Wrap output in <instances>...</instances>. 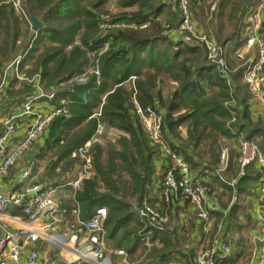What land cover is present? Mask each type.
<instances>
[{"label": "trees", "instance_id": "trees-1", "mask_svg": "<svg viewBox=\"0 0 264 264\" xmlns=\"http://www.w3.org/2000/svg\"><path fill=\"white\" fill-rule=\"evenodd\" d=\"M111 1L27 0L26 11L23 10L25 16L40 20L44 28L36 34L28 23L31 46L24 55L21 71L29 67L27 75L41 76L45 91L55 93L53 103L58 106L62 100H66L70 112L68 117H59L48 127L49 137L43 156L49 151H58V161L51 168L55 171L57 163L70 158L92 138L99 123L104 124L105 132H118L122 135L116 143L119 149L116 146L103 149L100 143H96L95 176L83 181L80 191L73 195L70 203L77 208L83 221L91 218L97 209H107L104 254L113 264L118 259L137 264L132 258L140 248L143 255L150 254L145 260L140 256L138 264H169L174 258L179 259L180 264H192L196 248L192 251L184 249V236L179 234L193 229L195 235L196 227L185 225L181 218V204L188 206L187 201L172 204L171 221L164 230L153 228L139 216L145 199L158 209L166 205L163 201L161 205H156L147 197L150 189L154 188L160 156L145 135L135 112L134 101L144 108L152 107L164 113V132L170 145L190 165L193 173L200 176L205 170L212 173L218 170L224 141L239 140L228 126L231 116L225 109V104L232 99L230 88L217 68L207 64L202 48L163 36V18L172 21L176 27L179 25V15L171 10L172 4L178 0H117L115 9L118 14L115 16L107 8ZM254 1L233 2L227 20L231 30L227 36L222 34L223 25L216 26L214 37L218 44L224 49L228 43L233 44L231 59L234 61L238 60L235 52L245 42L240 30L242 20ZM191 2L197 7L198 0ZM228 4L229 0L220 1L217 8L219 14ZM104 14H110L115 23L135 26L103 33L101 25ZM10 18L15 30L13 34L9 29ZM3 32L8 37L12 36L14 43L11 52L4 50L3 53L0 49V56L10 54V59L16 60L20 30L12 4L0 6V41ZM103 42H109L110 49L101 60L102 76L97 79L89 75L85 83H80L78 77L90 66L88 54ZM228 63L234 71L231 75L233 83H236L234 99L244 107L243 114L231 128L256 141L264 155V127L252 121V96L249 93L250 97H241L240 85L237 84L243 79L244 68L237 72L230 60ZM4 66L0 63V69ZM132 77L135 78L132 86H126ZM75 78L77 84L73 87L56 89ZM172 84H176L175 90L164 98L165 86ZM22 87L21 92L31 93L30 86L25 84ZM99 111L101 117L94 118ZM183 128L187 129L185 140L180 136ZM250 168L245 176L238 179L235 189L226 186L218 176L215 179L223 184L226 192L243 198L246 197L248 182L253 179L249 176ZM161 169L165 173L166 168ZM231 169L235 170L230 164ZM209 190L211 193V188ZM239 207H231L228 215L235 214ZM242 211L246 212L247 208ZM66 214L71 215L69 211L64 216ZM223 214L217 212L215 215L222 218ZM241 226L244 227V224L238 225ZM111 243L114 249H109ZM244 245L239 243L227 264H236L243 258ZM119 251H123L124 256L118 255ZM51 254L53 257L58 255L54 251Z\"/></svg>", "mask_w": 264, "mask_h": 264}, {"label": "built area", "instance_id": "built-area-1", "mask_svg": "<svg viewBox=\"0 0 264 264\" xmlns=\"http://www.w3.org/2000/svg\"><path fill=\"white\" fill-rule=\"evenodd\" d=\"M221 0H214L211 11L216 12ZM17 12L25 16L21 2H14ZM173 12L179 15L177 27L166 26L163 36L173 40L182 35L181 43L200 47L204 50L207 64L217 68L226 79L230 88L231 101L225 104L226 111L231 116L228 126L232 134L238 137L239 172L235 179H228V152H222V164L215 173L205 170L200 176H195L190 165L172 148L164 132V113L152 107H142L134 101L135 112L149 143L155 147L161 160L162 168H166L164 182L161 188L160 199L165 203V208L158 209L147 199L144 200L139 216L147 220L153 228L164 230L169 222L168 213L172 204L187 201L195 213L197 220L208 227L213 216L219 212V206L210 195L208 177L218 176L222 182L235 189L238 179L247 174V170L259 164L264 167V155L258 143L247 139L243 133L233 131L231 126L238 121L240 112L234 99V83L231 69L227 60V53L222 48L214 35L199 30L194 22V13L191 0H178L172 4ZM247 26L245 27L246 40L235 52L236 59L243 62V82L255 104L264 105V0H255L247 9ZM101 30L108 33L121 28H134L135 25L115 23L110 15L103 16ZM143 28V27H142ZM192 44V45H189ZM110 43L103 42L96 50L91 52L93 60L81 76L80 83H85L89 75L100 79L102 76L101 60L109 51ZM23 57H18L5 70L3 81L0 84V96L8 85L11 75L18 81L35 87V94L28 97L23 103L16 105L19 109L13 114L6 115L1 120L0 132V179L6 176L18 162L30 152L33 145L45 134L50 124L59 117L70 115L66 100L54 106L49 112L39 111L37 105L43 101L53 102L55 93H46L42 89V77L37 75L29 79L22 71ZM135 78H130L134 82ZM128 81V82H129ZM101 111L94 114L100 118ZM105 134L104 124L99 123L92 138L79 149L87 151L92 145L100 143ZM86 178V171L80 172L77 179L68 185L74 190L75 195L81 189ZM20 183L25 184L24 191L18 195H9L0 185V264H113L111 259L104 254L105 223L108 217L106 208H99L91 218L78 221L77 224L67 225L64 233L56 232L62 224L61 218L66 213L61 208L58 200V187H47L38 182L37 176L31 170H23L18 174ZM259 199L262 202L259 215V233L254 238L257 249L251 264H264V181L261 184ZM20 210V217H5L10 207ZM36 242L46 243L50 250L59 252L56 257H45L35 245ZM148 244V243H147ZM69 255L63 256L62 252ZM233 246L227 237L219 235L212 243L202 247L193 258L192 264H227L232 256ZM118 255L124 256L123 251ZM126 264H129L126 262ZM169 264H180L174 258Z\"/></svg>", "mask_w": 264, "mask_h": 264}, {"label": "rangeland", "instance_id": "rangeland-1", "mask_svg": "<svg viewBox=\"0 0 264 264\" xmlns=\"http://www.w3.org/2000/svg\"><path fill=\"white\" fill-rule=\"evenodd\" d=\"M16 1L17 0H0V6H2L3 4H7V5L12 4V6L14 8L15 18H17L19 20V30H20V36L17 38L18 42L16 45L17 53L15 55H17L18 57H20V56L23 57V61H24V55L29 51V46H31V37L32 36H31L30 31H28V28H27L29 22L26 20V18L24 17L23 14L16 11V8L14 6V2H16ZM19 1L21 2L22 10L26 11L27 0H19ZM203 1H204L203 4L199 8H196L192 5V9L194 12V18H195V24H196L197 28L199 30L205 32V33H210V34L216 36V32H215L216 26H220V25L222 26L223 25L221 27L222 34L224 37L227 36L226 34H229V32L231 30L229 27V24L227 23V20H228V17L230 15V12H231L233 2L235 0H229V4L227 7H225L222 14H219V9L217 11L218 14H217V12L211 11V5L214 3V0H203ZM116 2H117V0H112L108 4V7H107L108 10L110 12H112V14L114 16L116 14H118V11H116V9H115ZM218 6H219V4H218ZM107 15H110V14H107ZM104 16H106V14H104ZM28 19L30 21V18H28ZM246 19L247 18L245 17V19L242 20V25L240 27L241 37L244 38V41L247 38L246 33H245V27L247 26V20ZM9 20H10L9 29H10L11 33L13 34V32L15 31L13 28V22H12L11 18ZM162 20L164 21V22H162L163 28H165L166 26H171L174 28L176 27L173 25L174 23L172 21H170L169 19L163 18ZM242 29H244L243 33H242ZM1 38L2 39L0 41V49H2V52L4 53V50L6 52H11L12 47H13V43H14L12 36L8 37L6 35V33L3 32L1 34ZM5 44H7V45H5ZM189 45H192V44H189ZM232 45L233 44L229 45V43H228L226 45L225 50L227 53V58L230 60V63L232 65V68L236 69L238 72L239 70H242L243 63L238 62V60L234 61L231 59V58H233L232 57L233 54H232V50H231ZM24 46H25V48L22 51L21 48L23 49ZM10 58H11L10 54L4 55V57L0 56V63L5 64L4 68L0 69V84L3 81V76H4L6 68L13 61H15V60H13L14 58L12 60ZM93 59L94 58L91 55V53L88 54V57H87L88 62L90 61V63H91ZM28 69H29V67L28 68L26 67L23 70V72L27 77H29V79H33L35 77V75L29 76L26 74ZM8 82L15 83V82H17V80L11 75V77H9ZM76 84H77V79L75 78V79H72L71 82L63 84L62 86H59L56 89L62 90L65 87H67V88L73 87ZM234 84H236V83H234ZM237 84L240 85V89H241L240 96L243 98L250 97L249 92L247 91V89L244 85L243 79L237 81ZM42 89L44 92L48 93L47 91H45V85L43 83H42ZM252 121L256 125L262 124V126L264 127V105L261 107H259V106L256 107L255 114L252 117ZM121 136L122 135H120L118 132L106 131V133L104 134V137H103V139L99 145L103 149H106L108 146H114V147L116 146L115 148L119 149V146L116 145V143L119 141L118 139ZM38 141L33 145V147L38 143ZM95 145L96 144L92 145L87 151H84V152H80L78 150L75 154H72V156H70V158L62 161L61 163H57L56 164V165H58V166H56L57 170H55L56 173H55V175H53V176H55L53 178L54 183L58 182V183L67 184L70 182L71 179L73 181L75 179H77L80 172H85V171H86V178L87 179L94 178V176H95L94 159H95V156L97 153V147H98ZM225 146H226V143L223 142L222 148H224ZM57 153H58V151L57 152H51L50 151L46 154L47 163L45 164V170L43 171L42 175L46 174L47 177L48 176L50 177V175H49L50 172L51 171L55 172L54 170H51V168H52V165L54 164V162L58 161ZM235 172H236V170L228 169L226 176L231 178L235 175ZM87 179H85V180H87ZM39 181L42 183L45 182V181L43 182V180L41 178L38 180V182ZM163 182H164V170L161 169V170L157 171V175H156V178L154 180V188L152 187V189H150L149 195H147V197L150 198L151 201L153 200V202H156L155 203L156 205H161V203H162L161 199H160V194H161V188H162ZM62 190L63 191L61 193L60 200H61L62 206H63V202L65 203L64 200H66V201L69 200L68 196H71L72 193L74 194V190L71 188H66V189H62ZM211 196L218 199L220 206H222V208L224 209L223 210L224 211L223 217L219 218L218 216L214 215L212 218L211 224L208 227H205L202 223L198 222V224H197L193 220V219H195L194 216L192 219L188 218V216H186L185 219H186V221H188V223L185 222V225L195 226L196 229H195V235L193 233V229L190 232H185V231L179 232L180 235L182 234L184 236V237H182L183 238L182 245H183L184 249H186L188 251H192L196 248L195 250L197 253L198 251L201 250L202 247H206V246L210 245L216 237H218L219 235H222V236L227 237L228 240L231 242V244L233 246L232 252H234V250L238 249V245L240 242L245 244L244 245V250H245L244 256L236 264H251L253 257H254V253L257 249V244H256L254 237H253V231H254L253 223L248 220L249 219L248 211H246V212L242 211L244 208H246V207L248 208V205H249L248 200L246 199V197L238 198L237 194H235V193L230 194L226 191L224 192L223 195L218 194L217 191H216V194H215V192H211ZM67 205L69 206V204H67ZM234 205L240 206L239 209L235 212V214H233L231 216H229L230 214L228 215V213L225 214L226 210L228 208H231V207L233 208ZM171 212H173L172 207L168 213L169 222L166 225V228H168L170 221H171V215H170ZM189 215H191V214H189ZM191 217H192V215H191ZM181 218H184V217H181ZM78 221H83L80 214L79 213H76L73 215L71 214L70 217L68 218V221L65 218H63V219L61 218V222L63 224L66 222V224L63 226H58V227H60L59 229L61 230V228L64 229V227L66 225L79 223ZM239 224H244V227L243 226L238 227ZM183 232H185V233H183ZM188 233H189V235H188ZM188 236H190L191 241L188 240ZM40 243H41L40 248L42 249V251H44V252L45 251L48 252V250H49V252L52 251V250H50L49 246L46 243H43V242H40ZM111 248L114 249L113 243H111L109 249H111ZM122 249H124V248H122ZM54 253L57 255L59 252H54ZM148 254H150V252L143 255L141 248H140L137 251L135 258H132V260L134 261V263L138 264V262H137L138 258L141 256V257H144L141 259L145 260ZM115 264H126V262H124L121 259H118V261L115 262ZM129 264H131V263L129 262Z\"/></svg>", "mask_w": 264, "mask_h": 264}, {"label": "crops", "instance_id": "crops-1", "mask_svg": "<svg viewBox=\"0 0 264 264\" xmlns=\"http://www.w3.org/2000/svg\"><path fill=\"white\" fill-rule=\"evenodd\" d=\"M203 0H198V4L196 8H199L202 4H203ZM172 10V9H171ZM173 11V10H172ZM194 13V12H193ZM194 22H195V18H194ZM182 38V35L176 36L172 41L175 42H180ZM9 81V79H8ZM22 85H25L24 83L21 82H15V83H11L8 82V85L6 86L5 90L3 91V93L0 96V124H1V120L8 114H13L16 110H18L19 108L16 107V105H19V103L25 101L28 97H31L35 94V87L32 85H27L31 87V93L28 94L26 92H21V88ZM126 86H132V82H127ZM176 88V84H172L171 86H165V90L163 92V96L164 98H168L170 93L173 92ZM16 89V90H15ZM51 93V92H48ZM253 104L251 105V109H252V117L255 114V109L256 107H261V105L255 104L254 101H252ZM56 106L53 102H47V101H43L41 103H39V105H37V109L39 111H44V112H49L50 110L53 109V107ZM238 110L240 112V116L243 114L244 112V107L242 105H238ZM0 132H1V125H0ZM106 133V132H105ZM180 136L183 140H185L187 138V129L183 128L181 129L180 132ZM49 137V131H46L45 134L43 135V137L40 138V140L38 141V143L31 149L30 152H28L17 164V166L15 168H13L6 176L2 177L0 179V185L1 187L5 190V192L9 195H18L21 194L24 191L25 188V184H22L19 182L18 180V174L19 172L23 171V170H31L33 172L34 175L37 176L38 180L41 178L43 180L44 183L40 182L41 184H43L44 186L47 187H58L59 189V193H58V200L59 203L61 205V208L63 209V211H65L66 213H71L76 214L78 213V211L76 210L77 208H73V205L70 203V200L73 197V193L71 196H68L69 200H64L65 203L63 202V206L62 207V202L60 200V196L62 193V189H66V188H71L69 187V183L72 182L73 180L71 179L69 183L67 184H63V183H58L53 181V178L55 176V172L51 171L50 172V177L45 175H42L43 171L45 170V164L47 163V159L46 156H43V152L46 148L47 145V140ZM177 144H180L179 141H176ZM224 143H226V146L223 148V150H227L228 152V169H230V164L233 166V169L236 170L235 175L237 174L238 176V172H239V148H238V142L236 140H231L229 142L224 141ZM222 150V152H223ZM50 152V151H49ZM222 156V153H221ZM222 158L220 157V164H219V168L222 164ZM163 160H161V158L159 159V161L157 162V167H158V171L161 170L162 166H163ZM57 170V169H56ZM228 171V170H227ZM195 176H199V174L194 173ZM237 176H233L231 178L227 177L228 179H235ZM249 176H251L250 181L248 182V186H247V193H246V199L248 200V216H250V219L252 220L253 223V227H254V231H253V237L255 238L258 233H259V215H260V210H261V206H262V202L260 201V189H261V184L264 181V167H262L259 164H256L253 166V168L251 167L249 170ZM215 176H210L208 177V187L211 188V192H215L216 191L218 194L223 195L225 192V188L223 186V184H221L220 182L217 181V179H215ZM222 186V187H221ZM72 189V188H71ZM211 195V193H210ZM213 199H215L216 203L219 206V213L222 212L224 213V209L222 208V206H220L218 199H216L215 197H212ZM68 202V203H67ZM69 204V206L67 205ZM181 208H182V213H181V217H184V221L186 223H188V221H186L185 217L188 216V218H193V216L195 217V219H193L197 224H198V220L197 217L195 215V213L193 212V210L191 209L190 205L185 206L183 203L181 204ZM230 208H228L226 210L225 214H229L230 212ZM191 214V215H189ZM5 217H20L23 219L24 222H26L27 220L21 216V212L18 208L16 207H10V209L8 210V212L6 213ZM69 214L65 215L64 218L68 221L69 218ZM190 219V220H191ZM193 221V222H194ZM201 223V222H199ZM66 222L63 224H61L60 226L65 225ZM68 226L66 225L63 228H61V230L59 229L60 227L56 228V232L58 233H64L67 232ZM106 236V235H105ZM37 246V248L39 249L41 246L40 242H36L35 244ZM41 249V248H40ZM39 249V250H40ZM42 252V254L45 257H53V255L51 254L52 251L49 252H44L42 251V249L40 250ZM61 255L63 256H68L69 254L65 251L62 252Z\"/></svg>", "mask_w": 264, "mask_h": 264}, {"label": "water", "instance_id": "water-1", "mask_svg": "<svg viewBox=\"0 0 264 264\" xmlns=\"http://www.w3.org/2000/svg\"><path fill=\"white\" fill-rule=\"evenodd\" d=\"M31 29L34 33L38 34L44 28V24L35 17L30 18Z\"/></svg>", "mask_w": 264, "mask_h": 264}]
</instances>
